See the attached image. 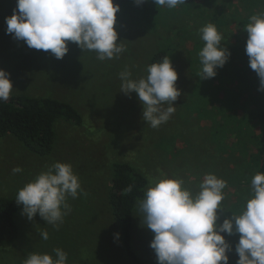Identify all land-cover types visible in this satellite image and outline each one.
Here are the masks:
<instances>
[{"label": "rangeland", "instance_id": "1", "mask_svg": "<svg viewBox=\"0 0 264 264\" xmlns=\"http://www.w3.org/2000/svg\"><path fill=\"white\" fill-rule=\"evenodd\" d=\"M114 2L121 8L116 24L118 43L123 42L126 50L119 58L101 61L94 51H84L72 42L61 60L50 51L31 49L25 42L13 39L6 32V18L13 15L17 0H0V69L10 73L14 88L11 96L65 101L83 117L81 126L62 120L56 123L57 140L53 152L46 157L31 154L12 135L0 138V197L16 199L25 184L55 162L71 164L87 193L76 199L69 197L71 211L58 230L39 214L28 220L21 205L16 216L20 238L12 247L0 249V264H24L30 253L54 255L56 248L67 253V264H134L123 249L120 226L108 202L112 163L130 164L148 181L184 179L194 192L199 190L205 174H216L227 182L222 202L225 211H218L221 224L232 213L240 214L251 195L250 181L259 168L252 137L259 131L258 121L250 122L248 115L256 109L254 100L264 106V92L259 91V78L249 66L246 42L240 54L232 48L240 33L239 22L231 19L229 27L221 30L215 25L222 34L223 47L231 55L226 65L216 70V77L203 79L199 52L205 42L199 30L210 20L184 16L183 23L171 20L170 15L153 27L143 24L138 14L126 7L125 0ZM229 7L227 12L231 13L233 9ZM182 27L195 36L183 38V45L173 50L172 64L178 73L181 94L174 102L176 110L170 120L154 129L143 119L137 94L121 93L119 74L127 69L133 79L146 78L152 57L163 42L173 38L177 44L174 34ZM201 78L204 84L196 88ZM239 125L247 128L240 132ZM17 167L23 171L14 173ZM141 219L137 204L132 230L134 250L144 264H158L150 247L153 233ZM44 231L49 233L48 240L42 239ZM222 235L231 245L229 264H237L235 248L240 234Z\"/></svg>", "mask_w": 264, "mask_h": 264}, {"label": "clouds", "instance_id": "2", "mask_svg": "<svg viewBox=\"0 0 264 264\" xmlns=\"http://www.w3.org/2000/svg\"><path fill=\"white\" fill-rule=\"evenodd\" d=\"M142 5L148 0H135ZM159 7L175 9L187 0H153ZM121 8L114 0H17L13 15L6 18L7 34L23 41L31 49L51 52L63 59L69 52V42L82 50L94 51L101 61L119 58L126 49L119 42L116 30L117 13ZM205 42L199 52L203 79L216 77L231 53L222 44V34L214 24L200 30ZM248 34L246 54L249 66L260 81L264 92V12L254 14L245 26ZM146 78L133 79L125 69L119 74L121 93H136L143 106V119L152 128L167 123L174 114V102L180 96L178 73L172 60L147 66ZM10 73L0 69V101H7L13 93ZM167 105V107H164ZM23 169L17 167L14 173ZM251 195L240 214L218 223V211H225L223 201L227 182L216 174L203 176L198 191H192L184 179L164 178L149 181L138 200L143 225L151 230L158 264H229L231 245L228 236L240 234L235 251L237 264H264V173L258 172L251 181ZM132 192V186L123 190ZM87 195L71 164L55 162L24 185L15 202L23 206L22 214L33 220L37 214L59 229L71 211L69 197ZM117 239L119 238V234ZM48 240L49 233H41ZM53 254L30 253L24 264H67L68 255L60 248Z\"/></svg>", "mask_w": 264, "mask_h": 264}, {"label": "trees", "instance_id": "3", "mask_svg": "<svg viewBox=\"0 0 264 264\" xmlns=\"http://www.w3.org/2000/svg\"><path fill=\"white\" fill-rule=\"evenodd\" d=\"M125 5L138 14L143 24H152L153 27L164 23L170 15H172L171 20L172 18L179 19L183 20V23L185 22L184 16L186 19L194 18L196 21L208 19L217 25L218 30L228 28L230 20L234 19L239 22L237 29L240 33L232 48L239 54L242 52V44L247 42L245 26L249 23V18L254 14L264 12V0H187V3L175 9L159 7L153 0H148L142 5H137L135 0H125ZM229 6L233 9L231 13L227 12ZM242 12L247 14V17H244ZM171 23L173 24L174 21ZM188 35L192 37L195 36V33L186 27L178 29L174 34L178 43L176 44L173 38L168 42H163L162 48L152 57L150 64L162 62L164 57H168L173 62V50L183 45V38ZM244 50L246 51V49ZM201 83L204 84L202 78L199 79L198 85H195L196 88H200ZM253 102L256 104V109L249 113L248 120L250 122L258 121L259 132L252 138L256 142L258 172L264 173V106L261 104L259 106L256 100ZM60 120L76 126L83 124L80 112L65 101L26 95H12L7 101H0V138L14 136L31 154L36 156L46 157L53 152L57 140L55 125ZM244 127L247 128L244 125H239L238 131L243 132ZM241 145L244 146V142H241ZM111 166L112 177L108 202L111 213L120 226L123 249L128 259L134 264H144L134 250L132 230L134 211L138 200L143 198L149 181L144 173L130 164L116 162ZM130 185L132 192L124 194L123 190ZM15 200V198L0 197V249L12 247L20 238L21 230L16 216L21 211V205L18 206Z\"/></svg>", "mask_w": 264, "mask_h": 264}]
</instances>
